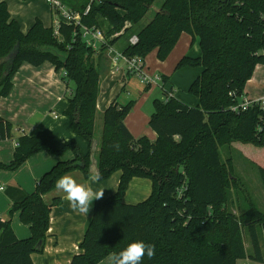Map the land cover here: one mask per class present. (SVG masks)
<instances>
[{
  "label": "trees",
  "instance_id": "1",
  "mask_svg": "<svg viewBox=\"0 0 264 264\" xmlns=\"http://www.w3.org/2000/svg\"><path fill=\"white\" fill-rule=\"evenodd\" d=\"M59 1L80 14L81 24L87 27L103 31L101 24L106 21L109 44L127 39L122 52L128 57L145 58L156 51L163 62L182 34L191 37V45L197 41L199 55L183 56L176 69H201L188 88L198 104L190 107L173 96L154 100L148 124L156 138L150 141L146 136L133 138L124 123L133 102L121 105L116 98L102 113L96 144L99 56L81 41L78 27L64 22L58 36L52 25L47 27L38 18L23 32L6 0H0V99L10 93L12 78L23 63L52 64L56 72L66 73L61 76L67 101L63 115L87 145L82 154L74 140L63 142L47 130L16 139L12 160L0 169L15 171L42 152L59 158L71 152L72 157L58 160L31 193L16 185L4 187L12 204L9 213L18 212L30 236L17 239L10 220L0 218V264H33L31 255L42 252L50 213L62 204L60 197L46 204L43 196L55 188L58 178L73 171L88 178L91 167L101 172L100 182L120 172L117 189L93 201L78 251L69 264H98L137 240L156 250L155 257H145L142 264H237L243 259L264 264V214L250 204L238 216L226 210L233 181L226 174L230 161L220 159V148L225 146L264 155V141L255 134L259 111L231 110L244 95L256 66L264 65V0ZM114 34L120 35L111 37ZM132 35L137 42L130 46ZM17 45L18 53L12 57ZM12 138V125L0 117V141ZM256 164L264 187V167ZM133 178L149 180L151 191L146 199L127 204L123 197Z\"/></svg>",
  "mask_w": 264,
  "mask_h": 264
},
{
  "label": "crops",
  "instance_id": "2",
  "mask_svg": "<svg viewBox=\"0 0 264 264\" xmlns=\"http://www.w3.org/2000/svg\"><path fill=\"white\" fill-rule=\"evenodd\" d=\"M44 2L46 3V0H44ZM32 3L33 0H6L11 17L17 20L20 25H22V21L26 17H20L18 12L21 14L26 12L27 18H29L32 16L29 9L30 7L33 9L32 5L30 6ZM49 11L51 16H53L51 9ZM34 18L32 19V22ZM41 19L44 22V19H48V16H43ZM27 20L28 19H26L25 22ZM53 20L54 17L51 23H53ZM44 25L47 26L45 23ZM47 27H49V25ZM21 29L23 32H26L29 28L25 30L21 26ZM120 34L117 35L119 36ZM190 38V36L182 34L170 53H176L179 60L186 55L197 57L200 53L198 43L191 49V44H189ZM126 42L127 39L120 38L114 44V47L122 52ZM98 56L99 61V59L103 58L105 55L100 54ZM154 72L155 74H160L158 71ZM102 75L103 74H101V77ZM163 77L166 78L167 76ZM166 79L168 80V77ZM12 83V89L8 96L0 99V117L12 125L13 136L10 140L0 141V165H7L12 160L17 138L24 135L33 137L44 130L51 132L63 142L74 140L81 153H86V143L73 133L68 119L63 115V112L67 107V101L64 98L66 87L52 64L45 62L35 67L28 63H23L14 74ZM168 86H170V83L168 82L166 85L165 82L163 85V92L170 91L172 96L175 97L173 94V91H175L173 86H170L169 88ZM262 95H264V88L254 96H249L244 92V96L248 99H255ZM111 102H109V104ZM97 104L98 102H96L95 123L101 122L102 125V112L97 110ZM196 104H198L197 98H195V104L193 103L190 105H195L196 107ZM100 114L101 120L97 121V116ZM124 123L133 138L138 139L144 135L150 141L155 140V133L150 128L148 129L144 123L141 125V123L135 119L129 121L128 116L125 118ZM101 125L99 126V129L101 128ZM71 157V152L66 153V155L61 158L42 152L28 158L15 171L0 169V218L10 220L11 228L17 239L21 240L28 238L30 236V230L28 225H24L20 222L18 212L9 213L12 204L4 194V187L8 185H16L25 192L31 193L35 189L37 180L58 160L69 159ZM67 175L72 176L78 183L86 184L89 182L88 178H85L81 171H73ZM112 176L113 174L110 178ZM114 178V183L113 180L110 181V183H107L108 181L105 180L101 182L99 181L97 184L93 185L94 189H104V196L102 199L109 197L116 191L119 175ZM104 182L107 184L105 185ZM150 191L151 183L149 180L133 178L125 192L123 202L142 201L147 198ZM56 197L62 199V204L59 207L53 208L50 213L47 237L44 241L42 252L31 255L33 264H69L72 257L77 253L78 245L82 240L85 222L89 214L85 216L79 212L73 211L67 200L64 198V194L56 188L45 194L43 200L46 204H49L52 199ZM63 233H65L66 236H62ZM109 257L110 255L105 257L98 264H109Z\"/></svg>",
  "mask_w": 264,
  "mask_h": 264
},
{
  "label": "rangeland",
  "instance_id": "3",
  "mask_svg": "<svg viewBox=\"0 0 264 264\" xmlns=\"http://www.w3.org/2000/svg\"><path fill=\"white\" fill-rule=\"evenodd\" d=\"M162 1L163 0H157L156 3H161ZM31 5L33 9H31V7L29 9L32 16H30L29 18H27L26 12L24 14L18 12L20 14V17H26L22 21V28L27 30L29 26H31V22L34 17L38 19L40 18V20L42 21L41 18H43V16L45 17L46 15L48 16V19H44V22L42 21V23H45L47 26H51L53 16H51L49 11L51 9L50 6L45 3L44 0H33V3L30 4V6ZM148 15L149 17H151L152 13H149ZM26 19H28L26 21L27 23L25 22ZM101 25L104 33H106L107 35V32L110 31L109 24L103 20ZM113 36H116V34H114ZM190 43L191 38L189 44ZM195 44H197V41H194L192 43L191 49ZM178 62L179 59L177 58V54L174 52L170 53L166 60L160 62L156 57V52L151 51L145 57V72L150 76L152 74H155L154 71H158L161 75L165 77L167 76L168 80H166V85L169 82L170 86H173L175 90L173 91L175 98L182 101V103L188 106L195 107V105H190L193 103L195 104V97L189 94L188 88L196 78V76L200 74L201 69H199L198 67L189 66L176 69ZM97 64L100 74H103L100 80V91L97 98V110L103 113L109 102L113 101L116 97L117 102L121 105L133 102V106L129 114L127 115L129 121L135 119L136 121L140 122L141 125H143L144 123V125L149 129L148 123L149 117L153 110V101L156 99L161 101L165 100L166 95L163 93L162 89L159 86L152 84L151 87L145 91V85L141 84L139 79L134 75L128 73H115L114 71L110 70L108 66V59L106 56H103V58L99 59ZM61 73L62 71L59 70L58 74L60 77ZM170 86H168V88ZM262 88H264V65H257L250 80L246 83L244 92L249 96H254L255 94L261 92ZM67 94H69V92H67ZM100 120L101 114L97 116V121ZM100 125L101 122L95 123L94 141L96 144L99 141V132L102 128L101 125V128L99 129ZM220 159L224 163L230 161V164L226 169V174L233 181L229 184V189L227 191L226 210L232 215L238 216L239 214L243 213L250 204L264 214V187L262 185L258 173V166L256 164V162L258 164L261 163L264 167V155H261L258 152H253L251 149L246 154L242 153V151L238 149L225 146L220 148ZM117 175H119L118 171L113 173V176L111 178L109 177L108 180H106L108 181L107 183H110V181L112 180L114 183V177H116ZM107 183H105V185ZM126 202L127 204H136L140 201ZM90 212L91 209L89 213ZM62 236H66V234L63 233ZM243 236L246 252L249 253L250 244L245 229L243 230ZM237 264L259 263L250 261L249 259H243L239 260Z\"/></svg>",
  "mask_w": 264,
  "mask_h": 264
},
{
  "label": "built area",
  "instance_id": "4",
  "mask_svg": "<svg viewBox=\"0 0 264 264\" xmlns=\"http://www.w3.org/2000/svg\"><path fill=\"white\" fill-rule=\"evenodd\" d=\"M46 3L50 6L54 17L52 29L55 36L59 35L61 22L78 27L81 41L86 45V47L93 51L95 56L104 54L108 59L110 70L115 73H128L134 75L139 79L141 84L150 87L154 84L159 86L163 91L164 82L162 76L159 74H152L150 76L147 75L145 72L144 58L137 56H125L123 52L118 51L114 45L109 44V40L105 37L102 30L95 27H87L81 24V15L69 10L67 7L62 5L59 0H46ZM88 10L89 6L84 11V15L88 12ZM136 42L137 37L135 35L128 38V44L130 46L135 45ZM61 76L66 77V73L62 71ZM164 93L166 94V98L172 96L170 91H164ZM238 102V104L231 106V110L233 112L247 111L248 109H257L259 111L255 126V134L259 140L264 141V95L255 99H248L243 95L238 98Z\"/></svg>",
  "mask_w": 264,
  "mask_h": 264
},
{
  "label": "clouds",
  "instance_id": "5",
  "mask_svg": "<svg viewBox=\"0 0 264 264\" xmlns=\"http://www.w3.org/2000/svg\"><path fill=\"white\" fill-rule=\"evenodd\" d=\"M119 150V145H115ZM88 183H78L72 176L64 175L57 179L55 188L64 194L70 208L85 216L88 215L93 201L102 199L104 189H94L93 185L102 179L98 168H90ZM156 255L155 246L137 240L129 243L119 253H112L109 257V264H142L145 257L154 258Z\"/></svg>",
  "mask_w": 264,
  "mask_h": 264
},
{
  "label": "water",
  "instance_id": "6",
  "mask_svg": "<svg viewBox=\"0 0 264 264\" xmlns=\"http://www.w3.org/2000/svg\"><path fill=\"white\" fill-rule=\"evenodd\" d=\"M18 45L14 48V51H13V54H12V57H15L18 53Z\"/></svg>",
  "mask_w": 264,
  "mask_h": 264
}]
</instances>
